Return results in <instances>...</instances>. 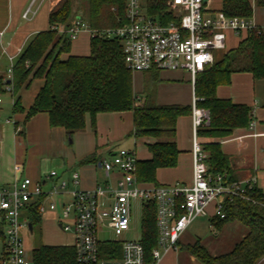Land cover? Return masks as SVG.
Listing matches in <instances>:
<instances>
[{
  "label": "trees",
  "instance_id": "1",
  "mask_svg": "<svg viewBox=\"0 0 264 264\" xmlns=\"http://www.w3.org/2000/svg\"><path fill=\"white\" fill-rule=\"evenodd\" d=\"M127 0H85L87 9L82 18L92 30L117 29L126 23ZM172 0H144L149 16L167 22L172 18L169 6ZM73 0H52L49 14L50 28L36 34L14 62L13 79L0 76V97L8 93L15 99L13 112L26 114L25 123L39 114L49 117L51 128L63 129L69 136L86 129L90 117L92 127L97 116L105 113L132 112L134 129L130 136L147 139L148 160H138V178L142 184L159 186V170L178 166L180 151L173 139L179 118L191 115L190 107L158 105L152 99L140 102L133 91V73L124 62L121 42L117 38L90 39L88 56L71 55L72 41L59 34V27H68L75 19ZM227 17L249 19L258 11L264 13V0H223L221 9ZM250 73L254 79H264V33L248 34L239 48L222 57L216 55L214 66L199 74L195 83V95L201 101L197 106L211 115L208 127L199 130V137L206 140L225 139L237 129H248L252 110L231 100L219 99L220 86L230 84L237 72ZM157 82L161 71H149ZM147 73V72H143ZM35 80H43L33 105L28 111L22 106L20 93L30 89ZM10 86L9 92L6 88ZM140 102L138 104V102ZM207 163L212 175L222 174L235 181L229 157L217 142L203 143ZM98 162L95 155L84 163ZM264 202V194L254 189L253 195ZM39 202L28 210L30 223L39 227L42 223ZM224 219H212L220 229L229 222L238 221L248 234L228 254L213 257L202 245L188 248L202 264H260L264 259V207L253 205L238 198L226 200ZM142 244L148 261L157 247L156 206L144 204L142 210ZM100 258H120L119 243H101ZM108 254V255H107ZM32 264H81L74 246L41 245L32 252ZM1 263V260H0Z\"/></svg>",
  "mask_w": 264,
  "mask_h": 264
},
{
  "label": "built area",
  "instance_id": "2",
  "mask_svg": "<svg viewBox=\"0 0 264 264\" xmlns=\"http://www.w3.org/2000/svg\"><path fill=\"white\" fill-rule=\"evenodd\" d=\"M144 0L126 1V23L117 29L92 30L81 17L70 26L59 27L60 35L75 41L82 33L90 39L117 38L121 42L126 68L132 73L156 71H183L190 75L195 86L199 74L215 64L216 51L226 49V31L236 35L264 33V24L255 16L249 19L227 17L223 12H208L205 0H172L169 6L171 20L164 22L149 16ZM29 8L23 15L29 18ZM6 78L13 79L14 62ZM7 91L12 88L8 86ZM192 106V158L191 185H145L138 178V158L133 150L118 148L110 158L98 164L111 176L103 185L93 189H77L78 173H72L70 181L52 171L45 179L33 181L28 177L16 178L11 186L0 185V239L3 240V256L0 264H32L25 248L22 232L29 231L30 220L26 213L41 200L39 214L61 208L60 228L72 234L77 260L81 264H159L163 255L178 248L185 231L198 217L207 216V209L214 204L212 219H224L226 200L241 199L264 207L254 195L256 179L245 183L230 181L225 175H212L207 163L199 130L211 123L209 112ZM1 102V100H0ZM255 127V122L250 125ZM22 171L20 165L15 166ZM50 182V183H49ZM49 184V187H48ZM74 185L70 189L69 185ZM156 206L157 247L148 261L142 244V236L123 239L134 231L133 216L142 213L144 204ZM210 228L215 230L211 222ZM114 234L115 239L100 240V234ZM101 243H119L120 258H100ZM108 255V254H107Z\"/></svg>",
  "mask_w": 264,
  "mask_h": 264
},
{
  "label": "crops",
  "instance_id": "3",
  "mask_svg": "<svg viewBox=\"0 0 264 264\" xmlns=\"http://www.w3.org/2000/svg\"><path fill=\"white\" fill-rule=\"evenodd\" d=\"M222 2L223 0H207L206 3H207L208 12H217L218 10H220L222 6ZM51 5H52V0H0V76L6 77L7 71L11 66L10 60L12 59L13 62H16V60L19 58L25 47L28 45L30 40L36 34L49 30L50 28L49 14L51 10ZM29 8H31L32 13L30 14L29 18L24 19L23 15ZM74 16L75 19L78 17L82 18L83 14L77 12V14H75ZM256 16H257L256 21L259 24H264V13L258 11L256 13ZM89 53H90V36L88 33L85 32L82 33L77 40L72 41L71 55L88 56ZM168 72L172 73L174 71H168ZM175 72H182L183 74L180 77H173V78L170 77L168 79L160 78L156 83L157 87L180 86L182 89H185V91L182 93L178 92L179 94L175 97V99L177 98L176 100H178V102L174 100L173 102H171L173 104H169L167 106L179 105L183 107H190L192 111L193 101L195 98H197L195 95V86L192 85L191 77L188 73L183 71H175ZM150 73L151 72H147L145 74L146 75L145 77L151 78ZM233 75L231 76V80L233 78ZM249 75L251 74L249 73ZM39 81H43V80H39ZM151 81L153 80L151 79ZM169 81H171L172 83L166 84L169 83ZM43 85H44V81L42 86H40L39 90L34 96L32 105ZM220 87H218L216 92V95L219 99L231 100L234 104L237 105L247 106L246 103H250L249 100H245L243 96L240 95L230 96L229 98L225 97V94L220 93L219 91ZM30 89L24 90L25 91L24 93L28 92ZM7 96L8 94L0 97L1 100L0 111L2 110V108L6 107L7 111L12 113L14 120L10 121L6 119L4 125L0 127V185L11 186L16 180V178H20V177H28L35 182L39 181L40 179H45L48 175L45 174L46 172L43 170L42 163H45L44 160H47V158L43 160L44 162L41 161L36 165L29 164L30 150L26 149V146L24 145L25 140L23 141L21 137L23 130L21 128V124H19L18 122L20 120L25 121L26 114L25 113L15 114L13 112L15 99L10 95L12 100L11 101L9 100L8 102L5 99ZM22 96H24V94L20 95L21 101L23 103ZM32 105H30L29 108H25L22 104L23 108L26 111H28ZM251 110L253 115V119L251 123L255 122L254 128L250 127L251 125L250 123L248 129H237L234 131L233 135L229 138L206 140L200 137V140L202 141V143H211V142L219 143L221 145L223 153L229 157L234 180L237 182L245 183L246 181L254 178L257 180L254 189L256 190L258 189L264 194V107L258 108L257 103H255V106L252 107ZM128 114H133V113L125 112V113L100 114L97 116L96 124L97 125L99 124L100 116L103 115L111 116L110 118L113 120L115 118H120L121 120L123 119L125 121V119L128 116H130ZM47 118H48V125L50 127L49 117ZM132 118L134 125V115ZM12 124L14 126L12 129L9 130L7 126H11ZM133 129L126 134L128 137H130L131 133L133 132ZM176 129H177L176 137L172 141L176 143L177 148L180 151L178 166L173 169L159 170L157 173V180L159 185H174L176 183L191 185L192 183L193 135H192L191 115L179 118ZM118 148L119 147H113L112 149H110L109 154L114 153ZM88 151L90 152V150ZM84 155L85 156L83 157L92 154H84ZM142 156L143 157L141 158L137 157L138 160L142 161L151 158V154L149 153L148 149H147V153H145ZM87 157L89 158V156ZM86 159L87 158H85L84 161ZM84 164L86 165L81 166L79 171L78 170L75 171L74 169L77 167L74 166L75 161L72 162L71 160H67V163L66 162L60 163V167L62 170L60 175L64 179L70 181L72 173H78L80 176V183L77 186V189H82V190L93 189L97 185H99L96 178V174L98 173L96 168L101 169V166L97 162L84 163ZM17 165H20L22 167L21 172H17L15 170V166ZM104 174L106 176V180L104 181V183L110 180L111 176L113 178V175L108 176L105 172ZM69 187L70 189H74V185L72 184H70ZM47 213L54 215L52 214L53 213L52 211H47L45 214ZM139 213L140 212L137 210L134 212V216H133L134 231L130 233L137 234L139 232L140 236H142V222H141L142 213H140L139 223L136 218V216ZM45 214L40 215L42 222L44 219L43 216ZM60 216L61 217L57 216L58 217L57 220L55 219L56 226H59V229L61 224L62 213ZM212 216L210 217V224H211ZM187 230L182 235L178 244V248L175 250L173 249L168 253H166L165 255H163L159 264H197V262L199 264H202L188 250V248L193 247L197 244H201L211 254L207 245L201 239L198 238V239L190 240L186 238L185 235L187 233ZM215 230L221 233L228 231V237L236 241L234 244V248L248 234L247 228L238 221L229 222L224 226H222L220 229H218L215 226ZM29 231L31 233L34 231L33 226H32V230L29 229ZM68 235H70V238L72 240L71 243L59 244V245H53V244H45V245L73 246L74 237L72 234H68ZM137 237L138 236H135L134 238ZM3 248H4L3 240L0 239V260L2 259L3 256ZM212 256L217 257L215 255Z\"/></svg>",
  "mask_w": 264,
  "mask_h": 264
},
{
  "label": "rangeland",
  "instance_id": "4",
  "mask_svg": "<svg viewBox=\"0 0 264 264\" xmlns=\"http://www.w3.org/2000/svg\"><path fill=\"white\" fill-rule=\"evenodd\" d=\"M87 9V4L85 0H73V15L79 12L83 14ZM257 16L255 15V18ZM246 38V33L242 35H236L233 31H226V49L216 51V55L219 57L224 56L227 53H232L239 48L240 44ZM146 73H133V91L135 98L140 102H146L152 99L158 105H169L173 104L175 97L179 94L178 92H184L180 86H165L157 87V82L151 81V78L145 77ZM159 78H170V77H180L182 72H168L161 71L159 73ZM230 84L224 85L219 88L221 94H225V97L230 96H243L245 100H249L250 103H246L248 107L252 108L257 103L258 108L264 107V79H253L249 73L241 71L234 73ZM172 82L169 81L171 84ZM43 81L36 80L31 89L24 93L23 90L20 95H23V106L29 108L32 105L33 98L42 86ZM219 93V94H220ZM222 96V95H221ZM8 102L11 101L10 93L5 98ZM158 99V101H157ZM181 100V99H180ZM182 101V100H181ZM138 102V101H137ZM138 102V104L140 103ZM125 121L120 118L111 119V116L103 115L100 116L99 124L94 128L91 124L90 117L87 119L86 129L82 132H76L69 136L63 129L60 128H50L48 125V116L45 114L39 115L33 118L30 122L25 123V121H18L21 124L23 133L21 134L22 140H25L26 149L30 150L29 154V164L42 163L43 170L45 174L49 175L52 171L61 174L62 170L60 163H67V160L75 161V171H79L81 166H85L84 159L87 156L95 155L98 158V162H103L110 158L109 151L113 147H119L124 149L133 150L138 158L143 157L147 153L146 143L147 139H136L132 136L128 137L126 134L133 129V114H128ZM0 127L4 125L6 119L13 121V115L11 112L7 111L4 107L0 111ZM19 120V119H18ZM97 123V120H96ZM7 126L8 129L13 128ZM109 146V147H108ZM108 147V148H107ZM90 150V152L88 151ZM84 154H92L87 155ZM47 158V160H44ZM44 160V161H43ZM77 164V165H76ZM98 173L96 178L99 185H103L106 180L104 171L96 168ZM214 204H212L207 209V216L198 217L187 230L185 235L186 238L190 240L201 239L207 245L212 255L219 256L228 254L234 248L235 240L228 237L227 232H219L217 230L210 229V217L213 214ZM61 209L56 212L45 214L43 217L42 225L35 227L34 231L24 230L22 232V237L24 239L25 248L28 252V256L32 255V252L41 245L45 244H67L71 243L72 240L70 235L64 233L59 226H56L55 219L61 217ZM58 216V217H57ZM137 221H140V213L136 216ZM62 220V218H61ZM58 225V224H57ZM135 236H140L137 234H126L123 239L130 240ZM114 234H100V240L115 239ZM192 242V241H190ZM201 245V244H199ZM209 253V252H208ZM210 254V253H209ZM210 254V255H211ZM211 255V256H212ZM214 257V256H213ZM197 264H199L197 262ZM264 264V259L261 262Z\"/></svg>",
  "mask_w": 264,
  "mask_h": 264
},
{
  "label": "water",
  "instance_id": "5",
  "mask_svg": "<svg viewBox=\"0 0 264 264\" xmlns=\"http://www.w3.org/2000/svg\"><path fill=\"white\" fill-rule=\"evenodd\" d=\"M205 2H207V0H205ZM29 229L32 230V225L31 224L29 225Z\"/></svg>",
  "mask_w": 264,
  "mask_h": 264
}]
</instances>
